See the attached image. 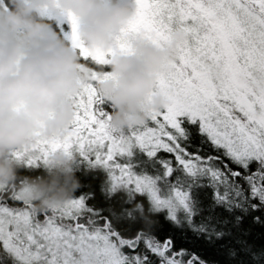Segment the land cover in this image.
<instances>
[{
	"label": "snow or ice",
	"instance_id": "obj_1",
	"mask_svg": "<svg viewBox=\"0 0 264 264\" xmlns=\"http://www.w3.org/2000/svg\"><path fill=\"white\" fill-rule=\"evenodd\" d=\"M135 4L109 55L137 36L187 34L157 75L165 109L117 134L94 83L83 86L59 140L14 154L35 166L78 153L80 194L38 218L0 188V264H264V0ZM67 22L81 60L106 62Z\"/></svg>",
	"mask_w": 264,
	"mask_h": 264
},
{
	"label": "clouds",
	"instance_id": "obj_2",
	"mask_svg": "<svg viewBox=\"0 0 264 264\" xmlns=\"http://www.w3.org/2000/svg\"><path fill=\"white\" fill-rule=\"evenodd\" d=\"M135 10V0L0 2V188L15 189L35 213L72 198L79 187L75 160L54 151L44 176L17 186L10 155L41 140H59L74 119V97L83 86L94 83L111 108L107 123L117 134L145 125L167 105L155 88L157 75L175 63L187 34L177 28L163 45L137 36L129 51L109 55ZM69 15L76 21L78 43L89 54L108 56L106 62L84 63L74 44L45 22V17L68 20Z\"/></svg>",
	"mask_w": 264,
	"mask_h": 264
},
{
	"label": "trees",
	"instance_id": "obj_3",
	"mask_svg": "<svg viewBox=\"0 0 264 264\" xmlns=\"http://www.w3.org/2000/svg\"><path fill=\"white\" fill-rule=\"evenodd\" d=\"M0 2L6 3V0H0ZM45 22L49 23L51 25V27L53 28V30L61 38H66L67 27L65 25H61L56 20L51 19V18H45ZM81 59L83 60V58H81ZM93 66H95V64H93ZM99 109L102 112H104L106 114V116H108L111 112V108L109 107V105L105 101H103V103L99 105ZM147 123H150V121H148ZM194 143H198V140H195ZM69 155L72 156L73 159L75 160L74 170H75V175L79 181V187L74 192V194L72 196V197H76L77 195L80 194L79 191H80V187H81V179H82V175L86 169H85V165H84L83 161L81 160V157L79 156L78 153L73 151ZM160 155L166 156L167 154L160 153ZM10 159H13L14 163L17 165V182H16L17 186L20 183H22L26 178H29V179L36 178L38 176H44L46 174V164H44V163H40V164L35 165V166H29L24 161H17L14 156L10 155ZM9 190H15V189H9ZM82 191H86V189H83ZM8 203L10 205L13 204V202H11V200H8ZM14 206H20V205L16 204ZM41 215H42V213H37L38 218Z\"/></svg>",
	"mask_w": 264,
	"mask_h": 264
},
{
	"label": "rangeland",
	"instance_id": "obj_4",
	"mask_svg": "<svg viewBox=\"0 0 264 264\" xmlns=\"http://www.w3.org/2000/svg\"><path fill=\"white\" fill-rule=\"evenodd\" d=\"M45 18H51V19H54L56 20L59 24L61 25H65L67 27V33H66V38L70 35V25L68 24L67 22V19L64 18V17H57V16H51V17H45ZM17 161H24L22 159H16ZM25 162V161H24ZM44 164H47L44 163Z\"/></svg>",
	"mask_w": 264,
	"mask_h": 264
}]
</instances>
